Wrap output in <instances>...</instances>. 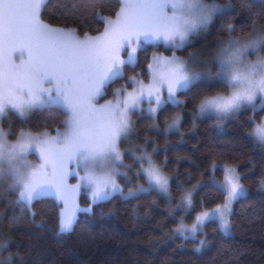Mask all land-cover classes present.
Masks as SVG:
<instances>
[{
    "label": "snow or ice",
    "instance_id": "obj_1",
    "mask_svg": "<svg viewBox=\"0 0 264 264\" xmlns=\"http://www.w3.org/2000/svg\"><path fill=\"white\" fill-rule=\"evenodd\" d=\"M105 3L81 0L67 13L79 17L90 13L93 22L103 25V31L91 35L88 31L81 34L79 26L70 27L66 20L63 26L46 22V0H0V124L12 114L21 121L37 112L63 117L55 135L47 119L40 131L21 127L13 133L0 126V200L15 197L7 202L19 209L7 221L9 233H0V253L10 248L11 230L21 222L60 238L75 231L79 213L91 214L95 205L117 194L125 200L152 191L169 194L170 178L164 174L165 165L154 160L155 147L152 152L138 147V155L131 153L138 165L133 176H129L132 166L123 164L131 150L122 151L121 145L134 131L133 114H146L152 121L149 130L159 134L157 121L167 105L186 108L191 103L194 115L217 121L250 110L252 115L245 121L247 136L264 146V118L256 119L258 112H264V57L258 56L255 62L244 58L249 51L264 50V27L251 19H264V6L253 11L247 0H241V7L248 11L245 26L251 21L245 39L232 38L237 30L234 19L222 22L228 39L218 42L212 64L215 76L206 69V78L205 71L198 70L203 62L198 65L191 54L181 58L175 51L184 48L192 36L207 33L231 5L206 0H115L110 7L113 16L102 14ZM161 45L173 54L154 52L150 59L146 57V69L136 73L139 54L148 46ZM127 69L134 74L125 80ZM119 80L125 83L112 89L111 99L100 103ZM217 85L225 90H217ZM181 94L184 100L178 98ZM165 124L163 134L177 132L181 117L175 115L168 123L166 116ZM142 143L147 146L150 141L145 137ZM218 169L223 179L217 182L213 177V187L223 196V203L198 213L190 226L181 218L173 230L184 240L202 235L196 252L208 245L203 232L207 224L214 222L219 231L231 232L232 205L247 195L236 167L220 169L214 163L213 173ZM140 177L145 184L129 187L125 193L119 180L131 182ZM70 178L76 179L75 185L69 184ZM260 186L264 189V178ZM81 191L89 196L84 208L77 199ZM49 195L61 205L54 229L43 217L37 222L34 210L35 203ZM182 206L185 214L192 208V193L183 196ZM83 227L91 232L87 225ZM11 260L9 253L0 257V264H11Z\"/></svg>",
    "mask_w": 264,
    "mask_h": 264
},
{
    "label": "trees",
    "instance_id": "obj_2",
    "mask_svg": "<svg viewBox=\"0 0 264 264\" xmlns=\"http://www.w3.org/2000/svg\"><path fill=\"white\" fill-rule=\"evenodd\" d=\"M207 1L232 6L223 17L215 20L206 33V41L212 48H215L216 41L228 39L227 33L222 31L223 21L234 19L237 30L233 37L249 35L251 21L245 26L248 11L241 7V0ZM79 3L81 0H46L44 19L60 26L66 20L70 27L79 26L81 34L88 31L96 35L103 31V25L93 22L90 13L84 17L67 14L74 4ZM114 3L115 0H106L102 14L114 16V11L110 12ZM247 3L252 5L253 11L264 6L261 0H247ZM251 19L257 21L258 27H264V19L255 16ZM188 48L177 50V54L185 56ZM154 52L168 55L171 50L162 45L148 46L145 52L139 54L140 64L135 69L136 73L146 69V57L150 59ZM132 74L133 70L127 69L125 80ZM125 80L114 83L104 99L111 98L112 89L120 87ZM217 90L225 89L217 85ZM178 98L184 100L185 96L181 94ZM175 115L181 117L179 130L163 134L165 117L171 123ZM250 115L249 110L237 117L217 121L215 117L194 115L191 103L186 108L167 105L157 121L160 129L157 134L149 130L152 121L146 115L133 114L141 146L146 147L148 152L155 147L158 152L155 162L165 165L163 171L170 178L169 190L173 202H168L156 191L128 200L117 194L111 200L95 205L91 214L79 213L75 231L60 238L21 222L12 228L10 235L13 242L3 256L6 258L11 253V264H264V191L259 190L260 181L264 178V146L247 136L249 125L245 121ZM263 117L264 112L256 115L257 121ZM45 119L54 131L63 117L37 112L25 121L12 117L10 125L4 123L2 126L8 130L11 128L13 132L21 127L40 131L44 128ZM38 120L41 121L39 124ZM145 137L150 141L147 146L142 143ZM125 161L132 163L137 170L138 166L132 159ZM214 163L220 169L225 165L236 167L242 177L241 183L250 192L232 205L231 232L225 234L219 231L214 222L207 224L203 232L207 235L208 245L196 252L194 249L202 235L198 234L194 240H184L174 234L173 230L181 220L179 209L182 208L177 205L182 203L184 194L192 193L193 206L185 217L186 224L191 225L198 213L223 203V196L213 187V177L219 182L223 179V172L218 169L213 173ZM139 182L145 184L144 178L140 177ZM88 202L86 194L80 193V207L84 208ZM34 210L37 222L43 217L48 227L54 229L60 204L53 196H45L36 202ZM18 213V208L5 201L0 202V233H9L7 221ZM84 225L91 232L86 231Z\"/></svg>",
    "mask_w": 264,
    "mask_h": 264
},
{
    "label": "rangeland",
    "instance_id": "obj_3",
    "mask_svg": "<svg viewBox=\"0 0 264 264\" xmlns=\"http://www.w3.org/2000/svg\"><path fill=\"white\" fill-rule=\"evenodd\" d=\"M206 2H208V3H212V2H209V1H207L206 0ZM247 37V36H246ZM246 37H232L233 39H235V38H241V39H245ZM225 40H227V39H225ZM225 40H218V41H216L215 42V48H212L210 45H209V43L206 41V33L205 32H201V33H199V34H197V35H194V36H192L191 37V39H190V41L188 42V44L184 47V48H188V47H191L192 49H190V48H188V53L185 55V56H180V55H178L177 54V50H181V49H177L176 51H175V55L176 56H178V57H181V58H188L189 56H190V54H191V56H192V58H193V60L195 61V62H197L198 63V65H200V62H203V64L202 65H200L199 66V68H198V70H203V71H205V77L206 78H208L209 77V74H208V72H207V70L206 69H211V76L212 77H214L215 76V72H216V68L215 67H213L212 66V64H213V58H214V55H215V53H216V51H217V48H218V42L219 41H225ZM199 45V46H198ZM198 46V47H197ZM183 49V48H182ZM173 53H172V51L170 52V54H168V55H164V56H171ZM160 55H162V54H160ZM264 57V50H261V51H258V52H252V51H249L248 53H246V55H245V60H246V62H255L256 61V59H257V57ZM165 95H166V92H165ZM112 98V97H111ZM111 98H106V99H102V100H100V103H104L105 102V100H107V99H111ZM257 103H259V100H257ZM144 108H147V104L145 103L144 104ZM141 115L142 113H138V115ZM144 115H146V114H144ZM196 116H198V115H196ZM12 117H17L15 114H12V115H9V116H7L4 120H3V122H2V124H0V126H2V125H10L11 124V118ZM198 117H200V116H198ZM18 118V117H17ZM264 118V117H263ZM19 119V118H18ZM229 119V118H228ZM131 120H132V122H133V126H134V121H133V115L131 116ZM226 120V119H225ZM5 123V124H4ZM3 127V126H2ZM4 128V127H3ZM4 130L5 131H8V129H5L4 128ZM163 131V130H162ZM13 132V131H12ZM18 131H14L13 133H17ZM52 135H55V130L54 131H52ZM15 137L13 136V137H10V139H14ZM138 147H142L141 146V144H140V140L138 139V137H137V134H136V130H135V128H134V131H133V133L130 135V137L126 140V141H124V143L121 145V150L122 151H126V150H131V151H129L128 152V154H126L125 156H124V158H123V164H124V166L125 167H127V166H132L131 167V171H129V176H133L134 174H135V172H136V170L134 169V167H133V164L132 163H129V162H127V161H125V159H132V161L134 162V165L136 164V162L134 161V159H133V156H132V152H135L136 153V155H138L139 154V152H137L136 151V149L138 148ZM31 160H33L34 162H36L37 161V157L36 156H30L29 157ZM137 165V164H136ZM138 166V165H137ZM125 170V168H121L120 169V171H124ZM167 176V175H166ZM76 179H74V178H70L69 179V184L70 185H75L76 184ZM119 183L121 184V187L123 188V190H124V192L125 193H127V191H128V188L129 187H136L137 186V184H141L140 182H139V180H136V179H133L131 182H128V181H125L123 178H121L120 180H119ZM244 186V188L246 189V191H247V194H249V192H250V189L246 186V185H243ZM259 190L260 191H264V189H262L261 188V186H260V184H259ZM83 191H81L80 193H82ZM85 193V192H84ZM86 194V193H85ZM187 194V193H186ZM186 194H184V195H186ZM80 195V194H79ZM79 195H78V197H77V199L79 198ZM162 196H164V198L169 202V201H172V199H171V196H170V190H169V194L168 195H163V194H161ZM183 195V196H184ZM49 196H51V195H49ZM86 196L88 197V199H89V196L86 194ZM52 197V196H51ZM10 199H15V197H12V196H10V197H8L7 199H5V200H0V202L1 201H5V202H7V200H10ZM173 202V201H172ZM8 203V202H7ZM182 204V203H181ZM60 207H61V205H60ZM85 207H87V206H85ZM181 208L182 209H179V211H180V218H183V223L186 225V226H190V225H188V224H186V220H185V217L187 216V214H188V211H187V213L185 214V211H184V209H183V207L181 206ZM196 217V216H195ZM180 222H181V220H180ZM179 222V223H180ZM3 254H4V252L3 253H0V257H3V258H5V256H3Z\"/></svg>",
    "mask_w": 264,
    "mask_h": 264
}]
</instances>
